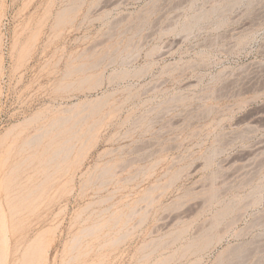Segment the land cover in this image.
<instances>
[{"label":"rangeland","instance_id":"1","mask_svg":"<svg viewBox=\"0 0 264 264\" xmlns=\"http://www.w3.org/2000/svg\"><path fill=\"white\" fill-rule=\"evenodd\" d=\"M4 252L264 264V0H0Z\"/></svg>","mask_w":264,"mask_h":264},{"label":"bare ground","instance_id":"2","mask_svg":"<svg viewBox=\"0 0 264 264\" xmlns=\"http://www.w3.org/2000/svg\"><path fill=\"white\" fill-rule=\"evenodd\" d=\"M2 241L4 242H7L8 241V235L6 232H4V235L2 236ZM7 258V254L6 252L3 253V258H0V263H2L3 261H5ZM29 258L31 259L32 258V253H30V255L28 254V251L27 249H25V252H24V255L23 257L21 258V261H26L28 260L29 261Z\"/></svg>","mask_w":264,"mask_h":264}]
</instances>
